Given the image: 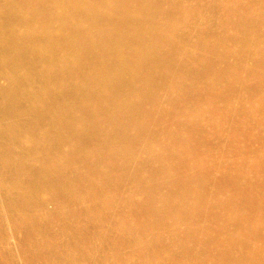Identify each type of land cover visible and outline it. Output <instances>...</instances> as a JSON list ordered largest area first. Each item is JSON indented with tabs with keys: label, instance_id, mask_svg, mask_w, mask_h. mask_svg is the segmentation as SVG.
<instances>
[{
	"label": "bare ground",
	"instance_id": "bare-ground-1",
	"mask_svg": "<svg viewBox=\"0 0 264 264\" xmlns=\"http://www.w3.org/2000/svg\"><path fill=\"white\" fill-rule=\"evenodd\" d=\"M230 96H264V0H0V264H264V102L212 190L160 153L170 124L209 148Z\"/></svg>",
	"mask_w": 264,
	"mask_h": 264
},
{
	"label": "rangeland",
	"instance_id": "rangeland-1",
	"mask_svg": "<svg viewBox=\"0 0 264 264\" xmlns=\"http://www.w3.org/2000/svg\"><path fill=\"white\" fill-rule=\"evenodd\" d=\"M190 2V1H188ZM252 80V79H251ZM234 96V95H232ZM230 96V97H232ZM243 99V101H240ZM176 101L179 104H182L181 107L174 113V121L179 122L183 119L184 113L191 108V103L184 102V100H181L180 98H176ZM264 102V96H253L251 98L242 97V98H229L226 104L223 106L217 104L219 107L216 109L219 111V114L221 118H218L217 116L212 121L213 130L211 131L210 139H209V145L204 148L203 151H198L196 154H192L190 150L184 147V145L181 143H176L173 141V138L175 137H181V133H176L173 131V128L175 127L174 124H170L169 129H171L172 133L168 135V137L171 138V140L164 145L163 150L160 149V153L163 152L164 156L169 160L173 159V153L177 150L176 155V162H179L180 160H188L193 163H201L202 171H206V174L208 176L212 177V180H210V190L214 188V182L220 181L224 177H228L232 174H234L235 169H233V162L237 159H241L242 155L244 156V153L242 154L239 151H236V148L238 149V142L243 140L245 142L250 141L249 135L248 137L245 135H242V126L244 125V116L246 117L247 121H251V119L246 114L245 109L248 108V106H257L259 103ZM258 118L262 119V116L258 114ZM172 119V118H171ZM247 131L251 130V122H248L247 124ZM174 126V127H173ZM259 129L254 128L252 129V132L250 135L255 136V138L250 142V152L254 154V157L251 158L253 161H250L248 165V169L250 171H258L264 162V137L258 138L256 135L257 131ZM251 139V136H250ZM245 157L248 158V156L245 155ZM170 161V160H169ZM170 164V163H168ZM210 219L204 218L202 216H196L195 218V226L197 227H204L207 222ZM173 226L176 227V224ZM179 230H182L184 228L183 223H178ZM196 227V228H197ZM149 235L148 236H161L157 233V230L153 227L149 229ZM164 232V231H163ZM202 238H206V235H202ZM164 239V237H163ZM260 242V241H259ZM180 245L177 242L170 243L164 252L165 256H174V263L175 264H184V258L181 256H178ZM125 251L129 253V248L125 247ZM128 255V256H129ZM130 259V256L129 258Z\"/></svg>",
	"mask_w": 264,
	"mask_h": 264
}]
</instances>
